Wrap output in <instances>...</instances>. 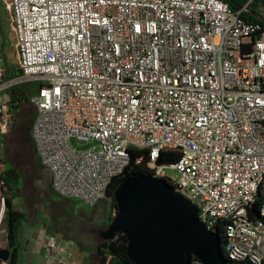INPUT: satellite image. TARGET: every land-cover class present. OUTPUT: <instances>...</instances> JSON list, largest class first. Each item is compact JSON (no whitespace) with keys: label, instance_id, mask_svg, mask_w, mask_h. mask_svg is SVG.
I'll return each instance as SVG.
<instances>
[{"label":"built area","instance_id":"1","mask_svg":"<svg viewBox=\"0 0 264 264\" xmlns=\"http://www.w3.org/2000/svg\"><path fill=\"white\" fill-rule=\"evenodd\" d=\"M4 8L21 77L5 80L0 60V138L12 125L10 91L39 83L31 134L58 196L93 207L131 165L130 151L145 149L152 175L197 205L209 231L223 228L225 258L264 264V31L241 17L245 8L221 0H4ZM165 151L179 159L158 164ZM5 211L0 194L7 236ZM48 238L49 264H70L58 255L72 243Z\"/></svg>","mask_w":264,"mask_h":264},{"label":"rangeland","instance_id":"2","mask_svg":"<svg viewBox=\"0 0 264 264\" xmlns=\"http://www.w3.org/2000/svg\"><path fill=\"white\" fill-rule=\"evenodd\" d=\"M259 12L264 16V2L260 4ZM10 23V16L3 8V0H0V41L8 37L7 56L15 66V36ZM38 86L39 83H19L10 91L9 96H18L22 103L13 109L12 125L3 137L0 152L2 161L11 163L20 175L21 186L14 197L13 208L26 214L28 219L21 223L17 239L22 247L34 243L46 228L59 239H71L77 247V255L92 263L93 248L103 241L98 233L107 228L104 221L110 211L109 204H106L108 200L105 197L89 207L76 199L61 198L52 190L50 173L39 160L31 134L35 108L30 99L37 94ZM165 174L172 181L179 177L177 171L169 167L165 168ZM0 244L3 247L7 245L5 232L0 233Z\"/></svg>","mask_w":264,"mask_h":264},{"label":"water","instance_id":"3","mask_svg":"<svg viewBox=\"0 0 264 264\" xmlns=\"http://www.w3.org/2000/svg\"><path fill=\"white\" fill-rule=\"evenodd\" d=\"M264 23V16L245 7ZM117 213L100 233L103 241L118 233L127 238V256L133 264H227L217 232L202 223L197 205L166 180L153 175L124 177L113 194Z\"/></svg>","mask_w":264,"mask_h":264},{"label":"trees","instance_id":"4","mask_svg":"<svg viewBox=\"0 0 264 264\" xmlns=\"http://www.w3.org/2000/svg\"><path fill=\"white\" fill-rule=\"evenodd\" d=\"M227 3L234 12H238L245 7H248L259 12V6L264 0H221ZM241 17L250 23L259 24L264 31V23L253 18L245 11L241 13ZM5 80H13L21 77V72L17 67L6 68ZM22 101L18 96L11 98L9 106V113H13V109L17 108ZM35 119V117H34ZM3 137L0 138V145L3 144ZM34 145V143H33ZM132 162L126 170L116 177L108 191L106 193V199L109 203V216L106 221L111 223L117 213V206L113 198V194L124 179V177L133 174H145L152 175L151 171L147 168V162L149 160L148 151L145 149H132L130 151ZM178 151H165L162 153L161 158L158 160L160 165H172L179 159ZM137 160H141L139 164H136ZM21 186L20 175L18 170L14 167H9L5 163L4 171L0 174V194L5 200L6 211L3 219V228L6 229L7 233V245L6 247H0V259L10 260L11 264H16L17 257L19 255V249L16 247V236L21 223L26 220V214H23L13 208V200L17 190ZM261 198H259L251 209V218L253 220L261 218ZM222 244H225L224 230L223 228L218 229ZM127 238L124 234L118 233L112 240L101 241L97 244V252L99 256L98 264H133L127 256ZM224 252V248H223ZM194 260V259H193ZM227 264H240L236 261H231L226 258Z\"/></svg>","mask_w":264,"mask_h":264},{"label":"crops","instance_id":"5","mask_svg":"<svg viewBox=\"0 0 264 264\" xmlns=\"http://www.w3.org/2000/svg\"><path fill=\"white\" fill-rule=\"evenodd\" d=\"M3 8H4V0H3ZM9 46H10V41L8 37L3 38L0 41V60H1V66L4 68L5 71H6V68L17 67V63L14 66L13 64L10 63L8 59L7 52H8ZM14 47L16 51L15 43H14ZM16 58H17V52H16ZM107 202L106 204H109ZM27 219L28 218L26 216V220ZM48 237H56V236H54L46 228H43V230L41 231V234H39V237L36 238V240H34V243L27 244L22 247L16 236V247L19 249V255L17 257L16 264H49L48 253H47L48 252L47 251V248H48L47 238ZM61 240H63V242L65 243H68V242L72 243L73 248H72V253L61 251V253H59L58 255L59 260H69L70 264H98L99 263L97 246L93 248L94 253L92 255V263H88L86 262L85 257L77 255V252H76L77 247L74 246V243L72 242L71 239L61 238Z\"/></svg>","mask_w":264,"mask_h":264},{"label":"flooded vegetation","instance_id":"6","mask_svg":"<svg viewBox=\"0 0 264 264\" xmlns=\"http://www.w3.org/2000/svg\"><path fill=\"white\" fill-rule=\"evenodd\" d=\"M7 164H8L9 167H13V165H12L11 163H7ZM104 224L108 226V222H107L106 220L104 221ZM101 232H102V231L100 230L99 233H98L99 236H100V233H101ZM100 237H101V236H100Z\"/></svg>","mask_w":264,"mask_h":264}]
</instances>
